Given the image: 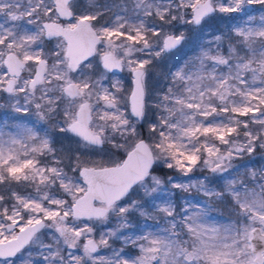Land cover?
Segmentation results:
<instances>
[{
	"label": "snow or ice",
	"instance_id": "1",
	"mask_svg": "<svg viewBox=\"0 0 264 264\" xmlns=\"http://www.w3.org/2000/svg\"><path fill=\"white\" fill-rule=\"evenodd\" d=\"M132 2L0 0V95L23 114L0 121V264H264V167L235 163L264 149V14L248 11L264 0ZM193 190L207 201L178 210Z\"/></svg>",
	"mask_w": 264,
	"mask_h": 264
},
{
	"label": "rangeland",
	"instance_id": "2",
	"mask_svg": "<svg viewBox=\"0 0 264 264\" xmlns=\"http://www.w3.org/2000/svg\"><path fill=\"white\" fill-rule=\"evenodd\" d=\"M119 1L124 3V4H126L127 0H119ZM81 3L82 4L86 3V0H81ZM116 5H122V4H120L117 1ZM256 5L249 6L248 7V11H250L251 8L253 6H256ZM123 6L127 7V9L129 10V14H131V10L133 8L132 4H129V5L126 4V5H123ZM113 11L117 12L116 7L113 8ZM260 11L262 12L261 15L264 14V6H263V8H261ZM250 14H252V13H250ZM52 46H53L52 44H48L49 48H51ZM193 46L194 45L190 43L186 48H184L180 52L176 53L171 60H166L163 63H159V66L157 65L156 70L153 71L151 73L150 77H149V85H150V88H151V90L153 92H154V88L153 87L155 86L157 81L160 78H162V76H163V74L161 73L162 70L164 69V70L168 71L169 68L172 66V64L173 63H177V61L180 59V57L182 55L186 54L188 50L192 49ZM126 73L127 72L125 71L124 74L126 75ZM126 83L127 82H125V84ZM127 86H128V84H127ZM0 105H2V107H0V121H3V120H6V118H7V117L5 118L6 112L9 111V110L12 111V108L10 106V101L8 99H6V97L3 96V95H0ZM13 113H15V112H13ZM15 114H17V113H15ZM3 118H5V119H3ZM30 119L35 120V116L30 117ZM254 127H256V126H254ZM146 129H147V125L145 124L143 129H142V131H144L146 133ZM55 134H56L54 136V138L56 140V143L54 145L55 147H57V148L64 147L65 149H67L70 144H71L72 148L76 147L74 142H70L67 139H62V137L56 132V129H55ZM120 155H122V154H120ZM93 158H99V154H93ZM104 158L107 159L106 156ZM235 163L237 165H248L249 168H255V169H259L261 167H264V149H259L258 148L257 151L255 153H253V155L251 157L245 156L243 158V160H237V161H235ZM240 171H241V173H244L245 169L243 167H241ZM155 174L159 175L157 172H155ZM190 175L193 178H203L204 176L211 177V174L208 173L207 171H204V172L196 171V172H194V173H192ZM159 176L165 181V185L170 187L167 184V178L165 179L161 175H159ZM174 176H178V175H174ZM223 183L224 182L222 180L213 179L211 186L217 188V190H222ZM4 191H5V189L0 187V194L5 195ZM6 192H7V194L5 196L7 197L8 191H6ZM20 192H21V194H24L25 191H20ZM184 196H188L190 199H192V198L196 199V198L199 197L198 200L201 203H204V202L207 201L206 197H204L202 194H198L195 190H193L191 192V194L179 193L175 197V201H176V204L178 206V210H179V207L182 206V204H183L182 197H184ZM146 199L147 198H143L142 190H139V189L134 191V192H132V193H130L129 197L127 198V200H138L141 203H144ZM212 216L214 218H216L221 223L229 222V220L233 218L232 201H231V199L229 197L225 196L223 202H215L214 201L213 204H212ZM131 217H133L135 219V220H133L134 224H136V222L137 223H143V218L140 217L138 213L134 212L131 215ZM150 222L157 223L156 220H152ZM159 222L163 223V220L161 219ZM114 224H115V220L113 219L112 223H110L109 225L105 226V229L108 228V227L114 226ZM105 229H99V230H105ZM99 230L97 231V238L99 237ZM114 245H116V244H114Z\"/></svg>",
	"mask_w": 264,
	"mask_h": 264
},
{
	"label": "trees",
	"instance_id": "3",
	"mask_svg": "<svg viewBox=\"0 0 264 264\" xmlns=\"http://www.w3.org/2000/svg\"><path fill=\"white\" fill-rule=\"evenodd\" d=\"M260 10H261V6L260 5H256V6H253L252 8H251V12H253V15L256 17V19H257V21L259 20V17H260ZM218 27L219 28H221V29H224L225 28V25L224 24H220V25H218ZM226 48H227V42H225V51H226ZM194 51H196L197 52V49L196 48H194ZM195 52V53H196ZM167 83H169V81H167V80H165L163 83H162V88H161V90H160V92H163L165 89H166V85H167ZM17 116H22V114L20 115V114H15V113H13L11 110H9V111H7L6 112V115H5V118L7 119V120H9V121H11L14 117H17ZM32 117V116H31ZM5 118H3V119H5ZM52 123H54V122H51L49 125H46V127H51V125H52ZM52 135L53 136H55L56 134H55V128L54 127H52ZM155 172H157L159 175H161L162 177H164L165 179L168 177V176H174V175H179L178 173H175V172H173L172 170H168V169H164V168H160V167H157V168H155ZM5 189V188H4ZM7 189H5V195L7 194ZM17 191H25L24 189H21V188H17ZM28 191H31V189H28ZM199 199V197L198 198H196L195 200H198ZM199 201V200H198ZM130 219L133 221V220H135L133 217H130ZM149 223L150 224H154V222H150L149 221ZM136 224H137V222H136ZM115 244L116 245H114V247H120V245H121V242L120 241H117V242H115Z\"/></svg>",
	"mask_w": 264,
	"mask_h": 264
},
{
	"label": "flooded vegetation",
	"instance_id": "4",
	"mask_svg": "<svg viewBox=\"0 0 264 264\" xmlns=\"http://www.w3.org/2000/svg\"><path fill=\"white\" fill-rule=\"evenodd\" d=\"M99 1H100L99 3L102 4V5L105 4V3L110 4V5H116V3H117V1H118V2H119L120 4H122V5H126V4L129 5V4H132V6H133V2H132V0H127V1H126V4L120 2L119 0H99ZM113 8H115V7H113ZM113 8H112L111 11L107 12L106 17H105L106 19L112 17L113 14L116 12V11H113ZM261 8H263V6H261ZM116 10L119 11V8L116 7ZM249 12L253 14V12H251V10H250ZM261 13H262V12L260 11V14H261ZM194 48H195V46H193L192 49L188 50L187 53L184 54V55H182V56L180 57V59H179L177 62H179L181 59H187V58H189V57L194 56V55L196 54V53H195L196 51H194ZM158 66H159V64H158ZM167 72H168V71H166V70H164V69L162 70L161 73L163 74V76H162V78H160V79L157 81V83H156L155 86L153 87V88H154V92H160V90H161V88H162V83L165 81V75L167 74ZM124 73H125V72L121 73V72L117 71V72L115 73V77H116V78L123 79L124 82H127V83L125 84V86L127 87L129 76H128V73H126V75H125ZM109 76L112 77V74L109 73ZM149 115H150V118L154 119V116H152L151 113H150Z\"/></svg>",
	"mask_w": 264,
	"mask_h": 264
}]
</instances>
